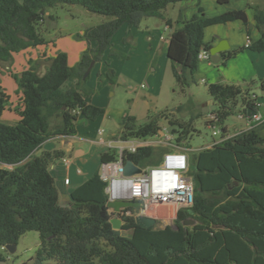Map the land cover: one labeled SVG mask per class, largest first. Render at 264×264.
Returning <instances> with one entry per match:
<instances>
[{
    "label": "trees",
    "instance_id": "16d2710c",
    "mask_svg": "<svg viewBox=\"0 0 264 264\" xmlns=\"http://www.w3.org/2000/svg\"><path fill=\"white\" fill-rule=\"evenodd\" d=\"M180 1L184 0H0V61L4 62H12L15 52L48 43L40 24L47 16L53 17L47 12L58 3L80 4L113 17L86 27L79 35L97 45H88L77 64L70 65L68 54L58 51L47 58L45 65L30 59L29 66L14 73L22 100L21 107L16 108L20 118L14 123L1 119L11 94L0 82V264H14L4 254L8 251L5 246L18 244L30 230L40 235L34 264H48L53 259L61 264H264V137L258 133L264 121L211 147L189 152L194 203L178 211L174 222L178 227H144L135 217L125 215L121 229H114L106 182L99 171L71 192L70 205H63L50 170L60 154L35 153L52 136L75 134L79 114L91 120L104 115V107L87 101L92 88L89 76L83 75L93 59H101L124 23L137 26L144 18L154 16L175 26L167 52L181 66L174 73L183 91L193 79L188 74L193 75L200 63L198 53L212 47L204 40L209 26L234 20H242L246 26L250 43L222 51V64L245 49L264 51V9L259 5L253 8L262 36L252 40L245 9L207 16L199 7V13L189 19L166 17L168 5ZM113 52L126 56L122 51ZM107 74L111 83L117 81L114 69L109 67ZM69 80L75 83L67 87ZM257 82L264 90V78ZM208 92L214 100L210 111L216 114V124L224 132L230 115L244 105L255 106L249 99L251 85L212 82ZM195 105L189 97L174 112L160 115L171 127L176 142L185 146L199 132L194 122L203 112L187 121L180 113ZM120 123V135L125 140L154 135L163 126L159 118L138 122L131 114H124ZM165 151L161 145L147 146L126 157L140 166L158 164ZM115 158L114 150L102 154V161ZM190 215L200 223L182 225L181 221Z\"/></svg>",
    "mask_w": 264,
    "mask_h": 264
},
{
    "label": "crops",
    "instance_id": "0c3cea01",
    "mask_svg": "<svg viewBox=\"0 0 264 264\" xmlns=\"http://www.w3.org/2000/svg\"><path fill=\"white\" fill-rule=\"evenodd\" d=\"M248 3L253 5L256 3L261 4L262 2L260 0H227L226 2H221L220 0H202L200 2L196 0H184L180 3L177 18L166 17H170L173 20L189 19L194 13H199V7L204 8V14L207 16L218 15L233 9H245L250 22V37L252 40H257L262 36V33L254 18L253 6L250 7ZM47 14H49V11ZM174 28L175 26H169L164 21L163 29L158 25L151 29L148 25L147 29H124L122 36L118 40L120 43H115L113 41L115 34L121 30L118 29L112 36V45L104 50L100 60L95 61L88 75V85L92 88V91L88 95L87 101L101 107H106L108 105L106 95L108 93H111V96L118 94L116 83H111L108 78V68L111 67L115 71L118 83H130L129 91L135 95L130 101V107L127 112H124V109H119L121 117L124 114H131L137 118L138 122L159 118V123L161 124L163 121L160 117L162 112H174L179 105L185 102L183 100H175L176 89L174 87L177 81L174 71H180L181 66L178 63H174L167 52L170 35ZM235 29L240 31L238 35H236ZM167 32L169 33L167 34ZM128 33H133L134 36L137 35L136 39H138V42L136 45L138 48L141 47L144 49L143 55L137 54V59H133L132 53L126 54L124 57L118 56L112 51L116 47H119V49L123 48L121 41H124ZM72 34L63 35L62 39L65 41L62 42L47 39L48 43L35 47L36 49L34 50L36 51L33 49L32 51L29 50L33 47L25 50L33 55L31 59L41 60L44 65L47 63V58L54 56L58 51H65L68 54L69 64L75 65L81 59L82 53L88 45L96 47L97 43L95 41L88 42L81 37L76 39ZM248 37L249 35L244 22L242 20H234L224 24L209 26L205 30L204 40L213 46L219 43L221 39H226L230 45L227 49L229 50L237 45L241 46L246 44ZM221 60L222 53L221 59L218 62L201 60L196 72L193 75L189 73L188 76L190 78L193 76L194 78L196 74L202 77V80L206 76L211 82L243 84V87H248L249 81L264 78V51L245 49L243 52L228 59L224 66H220ZM129 66L135 67L138 71L136 76L132 73L128 76L124 72L127 71L126 68ZM146 67L149 69L147 73L145 72ZM134 80H139L140 84L132 86L131 83ZM74 83L75 80H69L67 87ZM257 84L258 88L252 90V92L259 94L260 100L263 102L261 108L264 109V90L260 89L259 82ZM211 100L212 97L206 100L196 99L195 103L196 106H201L203 111H207L211 106ZM7 109L4 111L1 119L9 122L7 121L9 118L5 117ZM14 114H16V117L10 123H14L20 118L16 110ZM105 114L107 112L104 113V116ZM240 123L242 128L234 133H230L226 125L228 129L226 132L227 135L231 136L245 129L248 125V120H240ZM99 128L101 127L95 125L91 119L79 114L77 132L75 134H57L52 136L35 151L36 154H41L43 151H56L60 154L51 163L50 170L56 180L60 192V201L63 205H70L71 192L99 170L102 162V154L106 151V145L98 142L97 139V130ZM258 133L264 137V128L259 129ZM104 137L106 140L110 139L109 134H106ZM217 140H220V138ZM65 156L71 159L69 164L64 163L63 157ZM67 178L69 182H66ZM126 234H129V232ZM39 245L40 241L38 242V247ZM6 252L4 254L10 262L12 255H10V252ZM48 264L61 263L53 259Z\"/></svg>",
    "mask_w": 264,
    "mask_h": 264
},
{
    "label": "rangeland",
    "instance_id": "374dc122",
    "mask_svg": "<svg viewBox=\"0 0 264 264\" xmlns=\"http://www.w3.org/2000/svg\"><path fill=\"white\" fill-rule=\"evenodd\" d=\"M260 1L262 2L261 4L256 3L252 5L251 3H248V5L250 4L251 5V6L249 5L250 7L259 5L261 8L264 9V0H260ZM180 3L181 1L175 4L168 5V7L165 9V15L170 16L172 18H177V16L179 15ZM49 13H51L53 17L47 16L44 19V21L41 22L40 28L42 29L46 39L54 40L55 42L65 41L62 39L63 35H67L70 33H73L72 35L74 36V38L78 39L79 35L83 33L86 27L93 26L113 18L110 15H105L98 12L90 11L80 4L58 3L57 5L50 8ZM147 25L150 27V29L154 28L157 25L163 29L164 20L152 16V17L144 18L142 22L137 26L124 23V25L120 26L119 28L121 30H119V32L115 34V38L113 41L115 43H120V41L118 42V40L120 39L119 37L122 36L124 29H147ZM235 30H236L235 31L236 35H238L240 31H238V29ZM133 33H128L127 34L128 36L125 37L124 41L123 40L121 41V43L123 44L122 45L123 48L119 49V47H116L114 48V50H118V51L122 50L123 52H125V54L132 53L133 59L134 58L137 59L138 57L137 54L143 55L144 49L141 47L139 48L137 47L136 45V43L138 42V39H136L137 35L134 36ZM168 33L169 32H167V34ZM238 46L239 45L235 47ZM32 49L34 50L36 48L33 47L29 50L32 51ZM32 56L33 55L31 53L29 54L24 49L19 52H15L13 54L12 62L0 61V82L11 94V99L7 107L8 109L5 113V117L9 118L7 120L9 122H13L12 119L16 117V114H14V112L17 107L21 106V101H22L21 91L15 80L14 73H19L25 67L29 66L30 59L33 58ZM210 60L212 61V59ZM224 65L225 64H222V62H220V66H224ZM126 70L127 71L124 72L128 76L131 73L136 76L137 75L136 73L138 72L133 66H129L128 68H126ZM145 72L146 73L149 72L148 67L145 68ZM201 78L202 77L197 76L195 74V77L191 80L190 85L187 86L185 91H183L181 86L178 83H176V86L174 87V89H176L175 100L176 101L183 100L187 102L189 97H191L195 102L196 99L206 100L209 97H211L208 92V84L212 82L209 81V79H207L208 77L206 76L203 77L205 78L204 80H202ZM257 81L258 79L248 82V84L251 85L252 90L258 88ZM115 83L118 94L116 96H111V93H108V95H106V100L108 101V105H106V107L104 108L107 114H105V116L104 115L100 116L92 121L93 123H95V125L104 127L107 130V132L111 131L113 133H119L121 131V123H120L121 115L119 114V111L121 109H124V112H127L130 107L129 106L130 101L135 95L129 91L130 83L122 84V83H118V81H116ZM139 84H140L139 80H134L131 83L132 86H136ZM200 111L203 112V115L197 118L194 122V127H196L199 130V132H195L194 135H192L187 140V147H191V149H193L192 151H196L202 146L210 144L214 139H219L221 136V135H213V128L208 125L209 111L208 112L203 111L201 106L195 105V106H191V108L187 107L180 113V115L182 116L184 121H187L191 116L197 115ZM260 111L263 112L264 114V109L260 108ZM162 124L163 126L167 125V123L164 122V119L162 121ZM225 124L228 126L230 133L231 132L234 133L242 128L240 119H238L237 117V112L230 115L226 119ZM148 138H153V135H149ZM168 209L170 208L168 207ZM165 215L166 216L164 221H159L155 224L157 225V227H165L167 225L174 224L175 218L170 216L171 213L169 214L168 212H166ZM39 241H40V235L37 231L30 230L24 233L18 241L16 251L13 254L12 253L10 254L12 255V260L10 262L14 264H21V263L34 264V256L38 249Z\"/></svg>",
    "mask_w": 264,
    "mask_h": 264
},
{
    "label": "built area",
    "instance_id": "2783aa9c",
    "mask_svg": "<svg viewBox=\"0 0 264 264\" xmlns=\"http://www.w3.org/2000/svg\"><path fill=\"white\" fill-rule=\"evenodd\" d=\"M248 43H250L249 37L246 44ZM198 59L200 61L210 60V51L204 48L201 49L198 53ZM249 99H253L255 106L244 105L237 111L238 119L248 120V125L245 129L255 127L264 121V114L260 111L263 102L260 100L259 94L252 92ZM248 107H252L256 113L248 115L244 112L243 109ZM216 121V114L209 111L208 125L213 128V135H221L220 140L229 137L216 124ZM106 134L110 135L109 140L105 139L104 136ZM97 139L98 142L106 145V151L114 150L116 152V158L102 161L98 170L101 178L106 182L105 192L108 196V201L131 200L140 203L137 207H124L120 211L109 207L112 217L121 218L123 223V216L125 215L133 216L135 219L137 216L143 215L155 218L157 223L164 221L166 212L171 213L170 216L176 219L180 209L192 207L195 184L189 173V152L193 149L174 141L175 134L170 126H162L153 135V138L146 136L133 137L127 140L121 138L120 133L113 134L111 131L107 132L104 127H101L97 130ZM220 140L214 139L210 144L199 149L211 147ZM160 145L164 146L166 151L158 164L139 165L142 168L141 172L132 175L124 174V163L127 159V153H136L141 147ZM70 160L67 156L63 157L65 164H69ZM66 182H69L68 178Z\"/></svg>",
    "mask_w": 264,
    "mask_h": 264
},
{
    "label": "water",
    "instance_id": "95a60500",
    "mask_svg": "<svg viewBox=\"0 0 264 264\" xmlns=\"http://www.w3.org/2000/svg\"><path fill=\"white\" fill-rule=\"evenodd\" d=\"M230 47V45L228 44L226 39H221L219 41V43H217L216 45H213L210 48V54H211V59L214 62H218L221 59V52L222 51H226L228 48ZM96 60H92L88 66V68L86 69L83 77L86 78L94 63ZM211 106L207 109V111L211 110L214 107V100L212 99L211 101ZM244 112H246L248 115H252L254 113H256V111L252 108V107H248V108H244L243 109ZM142 168L137 165L131 158H127L125 163H124V174L126 175H132L134 173L137 172H141ZM139 202L137 201H131V200H115V201H108L107 206L108 207H113L116 211H120L122 208L124 207H130V206H134L137 207L139 206ZM191 214H194V211L192 209H190ZM113 228L114 229H121L122 227V219L119 217H112L110 219ZM136 222L144 227H150L152 225L156 224V219L153 217H149V216H143V215H139L136 217ZM200 223V220L197 219L195 216L190 215L188 217H186L185 219H183L181 221V224L184 226H195L197 224ZM217 227H223V225H215ZM173 227H178V225L173 224ZM5 248L8 250V252L10 253H14L17 249V244H7L5 246Z\"/></svg>",
    "mask_w": 264,
    "mask_h": 264
}]
</instances>
